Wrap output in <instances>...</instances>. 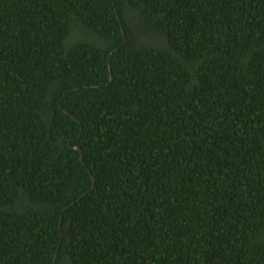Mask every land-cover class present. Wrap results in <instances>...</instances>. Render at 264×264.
<instances>
[{
    "label": "trees",
    "instance_id": "16d2710c",
    "mask_svg": "<svg viewBox=\"0 0 264 264\" xmlns=\"http://www.w3.org/2000/svg\"><path fill=\"white\" fill-rule=\"evenodd\" d=\"M0 264H264V0H0Z\"/></svg>",
    "mask_w": 264,
    "mask_h": 264
}]
</instances>
